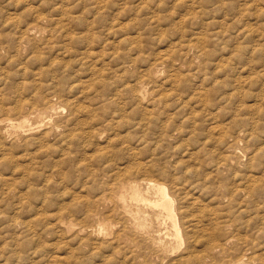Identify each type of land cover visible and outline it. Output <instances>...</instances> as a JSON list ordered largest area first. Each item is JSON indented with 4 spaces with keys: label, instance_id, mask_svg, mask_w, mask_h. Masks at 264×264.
I'll return each instance as SVG.
<instances>
[{
    "label": "rangeland",
    "instance_id": "1",
    "mask_svg": "<svg viewBox=\"0 0 264 264\" xmlns=\"http://www.w3.org/2000/svg\"><path fill=\"white\" fill-rule=\"evenodd\" d=\"M2 119L0 264L264 263V0H0Z\"/></svg>",
    "mask_w": 264,
    "mask_h": 264
},
{
    "label": "bare ground",
    "instance_id": "2",
    "mask_svg": "<svg viewBox=\"0 0 264 264\" xmlns=\"http://www.w3.org/2000/svg\"><path fill=\"white\" fill-rule=\"evenodd\" d=\"M34 18V17H33ZM28 26V25H27ZM66 27V26H65ZM26 28V29H25ZM21 33V35L18 36V39H20L22 42H25L23 41V39H27L28 41L27 42H31L33 38H36L40 35V29L38 27H36L35 25H30L28 27H25ZM64 35V34H63ZM64 40H67L65 39L66 38H69L70 35H69V32L66 33V35L62 36ZM50 39V38H49ZM68 43V42H67ZM41 44V43H40ZM44 45V44H43ZM158 101V100H157ZM158 103V102H157ZM49 109V110H48ZM47 110H44V111H40V110H36L37 112V115L38 117L42 118L45 116V118L48 117V114H50V112H55L56 110L58 109H62L61 106H56V105H51L48 107ZM9 124H12L14 125L15 123H13V121L11 119H6ZM73 120V119H72ZM5 120H0V124H2ZM70 123H73L70 121ZM73 124H77V122H74ZM21 125V124H19ZM70 125V124H68ZM72 126V125H71ZM74 126V125H73ZM72 126V127H73ZM1 127V126H0ZM58 128V125H54L52 130L54 129H57ZM45 133V132H44ZM68 133V132H67ZM71 134V133H70ZM69 134V135H70ZM73 134V133H72ZM44 135V134H42ZM42 141V140H41ZM68 149V148H67ZM261 175V174H260ZM249 179H248V182H246L243 186V191L245 193V196L246 198H249V199H253L258 193H261V192H264V184L262 183L264 181V177L262 176H259V175H249L248 176ZM208 178L205 180L207 181ZM134 181V180H133ZM140 182V181H139ZM131 184V188H132V192H133V198L137 201V202H143L145 204H147L148 206L150 207H159L162 211H164L166 213V215L172 220L173 224H174V227H175V231H176V236L177 238L180 240V241H183V235H182V229L184 228V226H182L181 228V225H180V218H179V213L177 211V209L179 208H176L175 207V197L173 196V194H171L169 192V189L166 185L163 184H160V183H157L153 180H145L143 182V184H146V186L148 187V189H154L156 194L158 195V199H155L153 200L152 198H150L146 193L143 192V190L140 188V186L136 183V182H132L130 183ZM119 184H117V187H118ZM121 187V186H120ZM185 187V186H184ZM188 187V186H187ZM110 189V188H109ZM114 189V187L112 188ZM184 189V188H183ZM117 191V189H116ZM182 192V191H181ZM116 193L114 192V195ZM177 195V194H176ZM120 199H124V194L121 193V194H118L117 195ZM104 197V196H103ZM223 198H227V195H223L222 196ZM230 198V197H229ZM105 200V198H98L94 203L95 204H101L102 201ZM192 202V201H191ZM190 203V202H189ZM124 205V204H123ZM187 206V205H186ZM190 206V205H189ZM180 207V206H179ZM126 208V207H124ZM185 208V207H184ZM124 211V210H123ZM181 211V210H180ZM109 212V211H108ZM111 212V211H110ZM125 215H131L133 217V219L136 221V224H137V227L139 229L140 232H147L145 230L146 226H147V220H148V217L147 216H142V209L140 207H137V209L135 210V212L133 211H130V210H126L125 209ZM190 212V211H189ZM192 214V213H191ZM184 216V215H183ZM189 216V215H188ZM187 216V217H188ZM63 220V219H62ZM195 221V220H194ZM197 221V220H196ZM60 222V221H59ZM63 222V221H62ZM197 223V222H195ZM189 224V222H188ZM194 224V223H192ZM129 225V224H128ZM195 225V224H194ZM194 228V227H193ZM86 228H82V230H85ZM185 229V228H184ZM196 230V229H195ZM186 231V229L184 230V232ZM210 231V230H209ZM208 231V232H209ZM183 232V234L185 235V233ZM190 233V232H188ZM210 233H212L210 231ZM91 235V234H90ZM191 235V234H190ZM147 236V235H146ZM188 236V235H187ZM224 236V235H223ZM230 236V235H229ZM186 237V236H185ZM192 238V236L190 237ZM189 238V239H190ZM227 238V236H226ZM231 238V237H230ZM233 238V237H232ZM159 237H151V240L153 241L154 244H157L156 247L158 248L159 251L163 252V250L165 251L168 247H166L162 242L159 241ZM193 240V239H191ZM196 240V239H195ZM226 240V239H224ZM186 241V240H185ZM114 242V240H113ZM228 242V241H227ZM190 243V242H188ZM193 244V243H192ZM225 244V243H224ZM123 245V244H122ZM226 245V244H225ZM194 245H190L189 247H192ZM198 246V245H197ZM197 246L195 247V249L197 248ZM187 247V246H186ZM218 247L216 246L215 244L211 247L212 251L215 250V248ZM222 247V246H221ZM192 250V248H190ZM189 249V250H190ZM188 251V250H186ZM136 252V251H135ZM189 252V251H188ZM191 252V251H190ZM192 253V252H191ZM195 253V252H193ZM192 253V254H193ZM182 254V253H181ZM198 254V253H197ZM245 254V253H243ZM184 255V254H183ZM182 255V257H183ZM190 255V254H189ZM196 255V254H195ZM242 255V254H241ZM241 255L238 254V257H240ZM180 256V255H179ZM188 256V255H187ZM186 258H189L187 257ZM198 256V255H197ZM197 256H195L197 258ZM181 257V256H180ZM185 257V256H184ZM205 256H203L204 258ZM237 257V256H236ZM246 257V256H245ZM57 258V257H56ZM60 258V257H59ZM176 258V257H175ZM174 258V259H175ZM185 258V259H186ZM201 258V257H200ZM202 258V259H203ZM235 258V257H234ZM242 258V257H241ZM247 258V257H246ZM259 258V257H258ZM58 259V258H57ZM62 259V258H61ZM236 259V258H235ZM238 259V258H237ZM244 259V257L242 258ZM242 259H239L237 260L236 262H234L233 264H244L245 262L242 261ZM249 259V258H248ZM65 260V259H64ZM63 260V261H64ZM173 260V259H172ZM191 258H190V263L193 264V262H191ZM194 260V259H193ZM215 260V259H214ZM62 261V260H61ZM67 261V260H66ZM181 263L184 262L182 259L180 260ZM248 261V260H247ZM264 261V260H263ZM197 263V259L195 261ZM222 262V261H221ZM251 262V261H250ZM69 263V262H68ZM132 263V262H131ZM195 263V264H196ZM248 263V262H247ZM67 264V263H65ZM176 264V263H175ZM201 264V263H200ZM215 264V262H214ZM264 264V263H263Z\"/></svg>",
    "mask_w": 264,
    "mask_h": 264
}]
</instances>
